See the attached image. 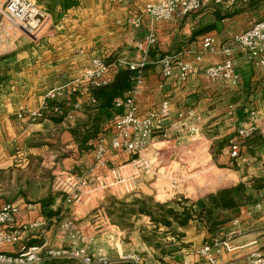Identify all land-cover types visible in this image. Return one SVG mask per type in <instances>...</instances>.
<instances>
[{
	"label": "crops",
	"instance_id": "crops-1",
	"mask_svg": "<svg viewBox=\"0 0 264 264\" xmlns=\"http://www.w3.org/2000/svg\"><path fill=\"white\" fill-rule=\"evenodd\" d=\"M35 1L50 13L48 29L37 40L23 38L14 51L0 56V206L6 202L19 204L18 221L41 216L71 217L84 228L90 225L91 215L99 204L77 210L65 203L62 196L52 192L50 180L38 174L31 175V171L46 168L48 162L64 171L86 172L94 162L96 141L107 133L116 111L113 107L105 109L108 117L100 123L96 136L85 142L82 136L88 133L101 111L96 109L97 104L89 102L86 82L63 100L69 109L80 105L75 122L50 117L27 124L18 119L15 112L21 105L30 110L40 107L46 92L59 86L63 76L69 79L78 77L94 57L108 61L118 56L138 59V44L154 31L157 42L143 67L144 79L136 98L138 114L159 109L164 99L171 102L172 113L156 129L152 146L144 151L150 168L140 176L139 188L161 176L163 169L166 172L168 169L171 192L157 190L155 197L161 195L163 198L155 208L166 204V207L182 210V206L175 204V174L172 171L175 162L187 171L202 168L214 180L199 186L195 184V173L188 176L183 186L189 192L185 193V199L193 204V213L199 210L198 203L206 195L239 183L246 184L254 203H262L261 210H253L254 203H244L229 221L214 231L210 230L207 219L197 214H193L186 225L180 226L174 221L170 226L165 225L164 228L171 231L164 232L165 236L161 238V245L157 248L160 257L166 264H208L200 249L216 239L224 240L231 230L237 231L229 241L231 250L222 247L218 252V248L212 246L211 254L217 256L218 261L251 264L254 251L264 254V189L256 192L251 184L264 178V137L255 132L240 147L236 158L228 152L237 128L247 122L249 111L256 109L264 114V67L255 65L248 52L233 41L235 34L264 17V0H234L228 12L224 11L222 4L212 2L199 12L166 21H153L145 14L146 4L154 0ZM227 13L230 15L225 16ZM133 17L139 19L137 25L127 22ZM206 35L215 37L219 49L223 46L232 48L239 75L237 83L214 82L205 74L206 66L220 63L225 58L222 52H201ZM198 53L202 55V62L189 72L186 80H181L177 74L163 76L160 59L164 55L171 54L188 62L193 61ZM126 88L119 96L124 95ZM231 105L235 109L229 113ZM189 111L199 117L201 147L191 142L188 132L178 123L179 114ZM107 157L106 175H113V170L126 175L132 169L131 158L122 153L111 150ZM40 161L41 168L37 166ZM27 174L30 177L25 179ZM196 187L200 188L196 190ZM111 191L113 197L125 202L132 201L129 199L140 193L124 190L121 194L113 188L104 192ZM192 193L196 198L191 196ZM111 198L106 196L105 200ZM137 216L152 220L145 214ZM138 243H146L150 250L158 253L141 237L135 244ZM0 250L12 249L5 246Z\"/></svg>",
	"mask_w": 264,
	"mask_h": 264
},
{
	"label": "built area",
	"instance_id": "built-area-1",
	"mask_svg": "<svg viewBox=\"0 0 264 264\" xmlns=\"http://www.w3.org/2000/svg\"><path fill=\"white\" fill-rule=\"evenodd\" d=\"M212 2L222 4L227 10L234 5V0H154L146 4L144 12L153 21H166L199 12ZM50 21V13L35 0H0V56L14 51L23 38L37 40L46 32ZM127 22L137 25L139 19L133 17ZM233 41L248 52L255 65L264 67V17L235 34ZM156 42V33L151 31L138 44L140 55L136 60L127 56H118L110 61L94 57L78 77L69 79L63 76L59 86L46 92L40 107L30 110L21 105L17 108L16 117L27 124H35L50 117L63 118L72 123L76 121V111L80 109V105L76 104L69 109L63 104V100L72 91L86 82L89 102L95 105L97 99L93 96V88L110 85L121 71H130L124 95L113 100L116 113L110 121L109 129L96 141L93 165L81 174L64 171L53 165L51 190L62 196L65 203L74 206L88 205L96 199L97 194L116 186L123 188L127 193L137 192L140 176L150 168V161L144 151L152 146L156 129L160 128L172 113L171 102L164 99L159 109L148 111L144 115L138 114L136 98L144 79L143 67ZM205 51L222 52L225 55L222 62L205 67V74L212 81L238 82L236 60L232 56L233 50L230 46L219 49L215 37L206 35L201 43V52ZM201 62V53L188 62L171 54H166L160 59L163 76L171 77L177 74L181 80H186L189 72ZM234 109L231 105L229 113ZM178 123L194 139L200 136L199 117H196L193 111L179 114ZM255 132L264 137V114L251 109L247 122L237 128L236 137L231 141V149L228 152L232 158L238 156L240 147ZM162 135L163 138L167 136L165 133ZM111 150L131 158L132 169L128 174L124 175L120 170H113V175L110 176L105 174L108 167L107 156ZM252 208L261 210L262 203L256 202ZM19 211L20 206L17 203L6 202L0 206V249L5 246L12 249L0 250V264H52L57 260H76L80 264H113L115 261L161 264L160 259L155 258V252L150 250L146 243L122 249L124 230L112 224L104 206H98L94 210L90 225L85 228L71 217L41 216L34 220L18 221ZM236 233V230H231L224 240L216 239L212 244H205L200 249L208 264H236L234 261L220 262L217 256L211 254L212 246L217 247L218 252H221L222 247L231 250L229 241ZM250 263L264 264V254L254 251Z\"/></svg>",
	"mask_w": 264,
	"mask_h": 264
},
{
	"label": "rangeland",
	"instance_id": "rangeland-1",
	"mask_svg": "<svg viewBox=\"0 0 264 264\" xmlns=\"http://www.w3.org/2000/svg\"><path fill=\"white\" fill-rule=\"evenodd\" d=\"M230 10L224 9L225 12H228ZM200 137H201V135L197 136L194 139V137L189 136V138L193 144L196 143L197 146L199 145L201 147ZM157 145H159V144H157ZM171 161H169V162H171ZM40 164H41V161H40V163H38L37 166L41 168ZM174 164L176 166L173 167L174 169L172 168V171L175 174V187H174L175 188V194H176L175 195V204L182 206V208L183 207L192 208L193 204L191 203V201H188L187 199H185V193L188 194L189 192L183 186V184L188 180V176L190 174L195 173L193 175L195 180L197 181V182L195 181V184L198 183L199 186H201L204 182L205 183L208 181L211 182L213 179L209 178V172L207 173V171L202 170V168L195 169L193 171H187L185 168L180 167L179 164H177L175 162H174ZM165 170L166 169H163L160 172L161 176H158L159 179L157 177H155V178H153V180L148 182L146 185H142L140 188L138 185V187L136 189H137V191L140 192V193H138L139 195L133 196L129 200H132L135 198L145 197V198H147L146 200L148 203L146 205L149 207L155 208L156 204H158L159 201L163 198V196H161V195H158L155 197L156 191L157 190H163L164 191V189L170 191L172 188L171 182L168 181V179H167V173L169 172V170L167 169L168 172H166ZM53 172H54V168H53L52 164L47 162L46 168L38 170V172L36 171V168H34V170L31 171V175L36 176L38 174L39 177L46 178L47 180H50V182H52ZM226 173L227 174H233L232 171H227ZM24 177H26L25 179H28L27 177H30V175L28 176V174H27L26 176L24 175ZM234 179H235V177H234ZM228 180H227V182H228ZM149 184H153V185L149 186ZM227 184H229V182ZM199 188L200 187H196V190H198ZM113 189H114V191H117L121 194H122V191H124L123 188H120L119 186L113 187ZM116 194H118V193H116ZM106 196L116 198V197H113L112 191L111 192H104L103 195L97 194L96 199H93L88 205H77V206L72 205V206L76 207L77 210L81 211V209H86L87 206H92V207L96 206L97 207L98 204H99V206H101L102 204H105L104 207L106 208V211L111 218L112 224H116L121 230H124L125 239H124V244L122 245V249H124V250L128 249V248H133L134 244L140 241V237L142 239H144L149 245H153L156 249L159 248V246L161 245L160 244L161 238L163 236H165L164 232H170L171 229L164 228V226H165L164 224H161V225H158L157 227H154V224H156L155 222H153L152 220L149 221L147 219V217L146 218L138 217L137 213L136 214L135 213L128 214L129 212H127V214H125V216H122V214L119 212V210H121L124 206L122 203V200H119L116 198V200L114 202V200L111 198L110 200L106 201L105 200ZM191 196L196 198L195 197L196 195L194 193H192ZM148 197H151L152 200H149ZM104 200L106 201V203L104 202ZM126 202H128L130 204V206H127V208H131V209L132 208H139V206H140V205H137V207H136V205L132 206L131 205L132 201H126ZM108 206L111 207V214L109 213V210L107 209ZM92 216H93V213L91 215V219H92ZM147 216L150 217L149 215H147ZM143 219H146L147 221H149L148 224H146L143 221ZM146 225L150 226V228L148 229L146 227ZM157 252L158 253L155 255V258L160 259L161 264H166L165 261L162 259V257H160L161 252L158 251V249H157ZM52 264H80V263L76 260H57V261L53 262ZM113 264H132V263L115 261Z\"/></svg>",
	"mask_w": 264,
	"mask_h": 264
},
{
	"label": "trees",
	"instance_id": "trees-1",
	"mask_svg": "<svg viewBox=\"0 0 264 264\" xmlns=\"http://www.w3.org/2000/svg\"><path fill=\"white\" fill-rule=\"evenodd\" d=\"M254 1V0H253ZM259 0H256L258 2ZM230 15V13L225 14V16ZM127 87V86H126ZM126 87L113 89L110 85L93 88V96L97 99L96 109H101L98 116L95 117V122L92 127H90L88 133L82 136L83 142L87 141L88 138H94L98 132L99 125L108 117L105 109L113 107V100L115 97L122 94ZM250 140L247 139L248 142ZM253 189L256 192L264 189V178L256 179L251 182ZM147 198H135L132 199V206L139 208H127L130 206L128 202L122 201L123 208L119 210L122 216L128 214L137 213L149 215L156 225L164 224L170 226L174 221L180 226L186 225L189 219L192 218L193 214L202 216L207 219L209 223V228L211 231L217 230L219 226L223 225L232 218V215L239 211L240 207L244 203H254L255 199L253 194L247 191L246 184L239 183L234 186L224 187L218 189L214 193L206 195L202 200L199 201V210L193 213L192 208L183 207L182 210L174 209L173 207H166L165 205H160L158 208L149 207L146 204ZM115 202V200H114ZM107 209L111 214V207L108 206ZM129 210V211H128Z\"/></svg>",
	"mask_w": 264,
	"mask_h": 264
},
{
	"label": "water",
	"instance_id": "water-1",
	"mask_svg": "<svg viewBox=\"0 0 264 264\" xmlns=\"http://www.w3.org/2000/svg\"><path fill=\"white\" fill-rule=\"evenodd\" d=\"M129 76H130V71L129 70H123V71H121L117 75V77L115 78L114 82H112L110 84V86L113 89H118V88L126 87L127 84H128Z\"/></svg>",
	"mask_w": 264,
	"mask_h": 264
}]
</instances>
